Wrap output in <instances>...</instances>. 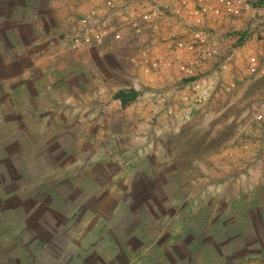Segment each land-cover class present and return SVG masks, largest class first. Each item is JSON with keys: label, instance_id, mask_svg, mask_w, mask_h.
Wrapping results in <instances>:
<instances>
[{"label": "rangeland", "instance_id": "obj_1", "mask_svg": "<svg viewBox=\"0 0 264 264\" xmlns=\"http://www.w3.org/2000/svg\"><path fill=\"white\" fill-rule=\"evenodd\" d=\"M78 1L0 0V264H264V88L188 121L183 74L121 69Z\"/></svg>", "mask_w": 264, "mask_h": 264}, {"label": "built area", "instance_id": "obj_2", "mask_svg": "<svg viewBox=\"0 0 264 264\" xmlns=\"http://www.w3.org/2000/svg\"><path fill=\"white\" fill-rule=\"evenodd\" d=\"M104 7L107 17L100 24L108 26L98 28L99 34L114 30L109 19L116 16L114 25L120 27L113 37L121 39L123 32L135 37L157 83L164 73L183 74L185 81L175 82L163 100L188 121L214 85L237 87L234 72L247 78L264 75V0H104ZM220 15L227 21L245 19V29L234 37L219 32L211 26V17ZM93 20V12L87 11L81 22L89 26ZM227 39L235 41L224 49ZM249 45L250 54L240 57L239 50ZM251 120V137L264 145V107L255 109Z\"/></svg>", "mask_w": 264, "mask_h": 264}, {"label": "crops", "instance_id": "obj_3", "mask_svg": "<svg viewBox=\"0 0 264 264\" xmlns=\"http://www.w3.org/2000/svg\"><path fill=\"white\" fill-rule=\"evenodd\" d=\"M81 1V0H79ZM78 1V2H79ZM82 8L80 9L79 13L81 12H93L94 20L91 22L89 26H86V28L83 29L82 33L88 35V37L95 36L96 39H100L101 37L105 39V52L110 55H118L120 59L119 62L122 65L123 70L126 72L133 71V72H143V68L145 63L143 62V56L138 48V41L135 39V37L131 34H128L126 32L122 33L121 39H115L113 37V34L115 31H118V20L119 18L114 16L111 17L109 20L111 21V24L114 27V30L112 32H108V34H99L97 29L100 27L108 26L106 25V22L102 26L100 24V21L105 20L107 17L106 8L104 7V0H82L81 2ZM85 10V11H82ZM77 18L79 17L78 12L76 13ZM223 16L220 15L219 19L215 16L211 17V26L214 28H218L219 32L221 33H230L232 37L235 36V33L239 31V29H245L246 27V20H223ZM77 21V20H76ZM107 21V20H106ZM108 22V21H107ZM116 26H115V25ZM110 25V24H109ZM235 39L230 40L227 39L223 42L224 49H228L231 47ZM240 57H245L248 54H250V51L245 50H239ZM246 51V52H245ZM262 59V58H261ZM237 79H240L238 77ZM244 85V86H242ZM238 86L246 87L249 91L253 89H257V87L262 86L264 88V75H258L256 77H249L246 84H238ZM254 91V90H253ZM252 92V91H251ZM250 94V93H249ZM264 96V95H263Z\"/></svg>", "mask_w": 264, "mask_h": 264}, {"label": "trees", "instance_id": "obj_4", "mask_svg": "<svg viewBox=\"0 0 264 264\" xmlns=\"http://www.w3.org/2000/svg\"><path fill=\"white\" fill-rule=\"evenodd\" d=\"M25 197H23L21 200L24 202V199ZM43 206H41V208H42ZM41 210H43V209H41ZM24 211V210H23ZM41 214H44L43 213V211L42 212H40ZM30 214H31V211H30ZM38 219H40V220H42V221H40V223H38L37 225H36V228L38 229L36 232H41V233H43V235H44V231H46L47 229H49V230H51V231H57V229L58 228H62V224L58 221L57 223H55V221H49V220H47V216H46V218L45 217H39ZM30 226V225H29ZM31 228H33L32 226H31Z\"/></svg>", "mask_w": 264, "mask_h": 264}]
</instances>
